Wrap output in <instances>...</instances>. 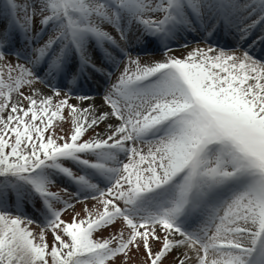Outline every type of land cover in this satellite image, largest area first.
Wrapping results in <instances>:
<instances>
[{"label":"snow or ice","instance_id":"6c2138e0","mask_svg":"<svg viewBox=\"0 0 264 264\" xmlns=\"http://www.w3.org/2000/svg\"><path fill=\"white\" fill-rule=\"evenodd\" d=\"M141 249L264 264V0H4L0 264Z\"/></svg>","mask_w":264,"mask_h":264},{"label":"rangeland","instance_id":"374dc122","mask_svg":"<svg viewBox=\"0 0 264 264\" xmlns=\"http://www.w3.org/2000/svg\"><path fill=\"white\" fill-rule=\"evenodd\" d=\"M3 2H4V0H0V4H2ZM18 2L23 3V0H18ZM109 30H111V29H109ZM113 34L115 35L116 33L113 31ZM188 41L190 43H192L193 46H195V42L192 40V37H190L188 39ZM219 43H221L223 45L225 43H230V41L226 42L223 38H219ZM177 54L179 55V53H177ZM133 55H135V53H133ZM9 59H12V58L9 57ZM159 59H161V52H155L150 57L149 56H142L141 57V62L144 63L145 61H152V60H159ZM13 62H15V61L13 60ZM122 68H123V65H121V69ZM118 75H119V72H116V74L112 77L111 81L104 82V84L102 85V88H101L102 89L101 93L100 92H92V94H90V95H92V96H94L96 98L102 99V95H103L104 90L108 87L109 83H114L115 82L116 76H118ZM94 80H97V78H95ZM39 86H42V85H39V84L35 85L36 88H39ZM24 91L27 92L28 89L25 88ZM72 103H76V101L73 100ZM55 123L61 124L63 126V129H64L65 133H70V118L68 119L67 122L56 121ZM102 130H103V125H101V128H100V131H102ZM56 190H57V188H53V191H56ZM88 203H89V207H91V204L93 202L89 201ZM82 209H83V205L82 204H76V211L81 213V217L80 218H83L84 215H85V213L82 211ZM72 215H73V213L67 212V213L64 214L63 219H65L67 221H70ZM30 227H31L32 231L38 235L39 230H40L39 227L36 226V225H32ZM117 227H118V225H117ZM114 231H115V229H106V230H104L102 232L96 233L95 236L97 238L107 237L109 235V232H114ZM46 238H47L48 243L51 244V242H52L51 234H48ZM156 247L158 249L159 245H157ZM145 260H146V257H145L144 251H143V249H141L138 254L137 253H133L131 255V259H129L128 264H145ZM170 260H171V257H169L168 260H166L164 262V264H169ZM110 264H111V262H110ZM117 264H119V262H117Z\"/></svg>","mask_w":264,"mask_h":264},{"label":"bare ground","instance_id":"6f19581e","mask_svg":"<svg viewBox=\"0 0 264 264\" xmlns=\"http://www.w3.org/2000/svg\"><path fill=\"white\" fill-rule=\"evenodd\" d=\"M99 79H104V78H100V77H98ZM95 79V78H94ZM43 86H39V88H42ZM95 88V80H93L92 82H91V86L90 87H88L86 90L89 92V90H92V89H94ZM95 90H92L91 92H89V94H92V92H94ZM95 103L97 104V105H99V104H101L102 103V99H99V98H96L95 97Z\"/></svg>","mask_w":264,"mask_h":264}]
</instances>
